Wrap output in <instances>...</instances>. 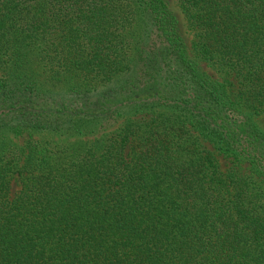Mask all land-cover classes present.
<instances>
[{"label": "trees", "instance_id": "1", "mask_svg": "<svg viewBox=\"0 0 264 264\" xmlns=\"http://www.w3.org/2000/svg\"><path fill=\"white\" fill-rule=\"evenodd\" d=\"M177 3L0 0V264H264V0Z\"/></svg>", "mask_w": 264, "mask_h": 264}, {"label": "rangeland", "instance_id": "2", "mask_svg": "<svg viewBox=\"0 0 264 264\" xmlns=\"http://www.w3.org/2000/svg\"><path fill=\"white\" fill-rule=\"evenodd\" d=\"M164 3L166 4V7L169 9V11L174 15V17L176 18V23H177V30L180 34V36L182 37V39L185 42V45L187 46V48L190 50L191 49V42L193 41L194 38V31L193 29H191L190 27H188L183 12L180 8V6L177 3V0H163ZM202 66L204 67V70L211 75L212 77H216V73L215 70L212 69L210 66H208L207 64L202 63ZM34 139L40 140V141H61L62 139H64L63 136H58L55 134H51L48 132H35L33 135ZM26 135L25 134H20L17 136H14V140L17 142L18 145L20 146H24L25 142H26ZM73 137H69L68 140L70 142L75 141ZM81 139V138H80ZM83 140H87V139H92V138H88V137H83ZM206 146L209 147L210 149H214L210 144L206 143ZM215 151V150H214ZM221 166L223 169H226L228 167H231L232 165H234V160L232 159V157L224 154V153H220L218 151H215ZM242 170H246L247 169V163L243 162L241 164ZM19 188V182H18V178L14 177L12 179V192H14L15 190H17Z\"/></svg>", "mask_w": 264, "mask_h": 264}]
</instances>
